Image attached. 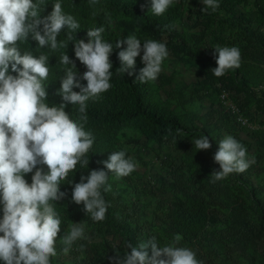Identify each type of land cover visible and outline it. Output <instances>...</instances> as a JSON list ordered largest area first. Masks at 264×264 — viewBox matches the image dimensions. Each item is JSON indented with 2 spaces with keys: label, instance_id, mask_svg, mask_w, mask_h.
I'll list each match as a JSON object with an SVG mask.
<instances>
[{
  "label": "trees",
  "instance_id": "1",
  "mask_svg": "<svg viewBox=\"0 0 264 264\" xmlns=\"http://www.w3.org/2000/svg\"><path fill=\"white\" fill-rule=\"evenodd\" d=\"M45 2L41 17L50 14L55 0ZM60 2L63 11L80 24L74 38L87 42L88 29L104 26L102 38L113 45V75L111 88L87 102L85 130L95 139L87 153L88 167L77 164L68 180L61 181L60 190L66 195L55 204L61 219L55 243L59 258L51 257L50 264H112L117 249L121 256L131 251L125 248L126 242L136 246L155 236L164 246L177 234L182 238L176 246L193 250L201 264H264V131L251 130L240 122L241 118L264 127V92L257 91L264 84V0H218L216 11H201L202 0H173L162 15L150 11L151 0H99L95 6L89 0ZM130 34L140 39L141 49L148 39L166 44L169 59L163 61L155 81L140 83L136 79L144 67L143 50L134 68L128 70L132 75L116 73L118 53L127 45H115ZM66 36L65 28L58 41L66 42ZM217 46H235L241 53L240 67L221 77L211 71L217 66ZM36 47L31 36L21 44L34 55L44 52L50 56L45 81L50 106L62 102L57 94L64 74L57 64L61 52L66 51L75 62L77 79L86 84L80 79L86 68L75 57L73 41L55 53ZM178 66H187L191 74L205 70L186 80L180 77ZM223 92L236 103L235 113L226 111L218 101ZM77 109L68 104L65 111L76 120ZM226 134L246 148L247 158L254 163L243 173L213 182L210 175L220 167L214 154ZM204 135L211 147L197 150L192 140ZM133 142L139 146L136 170L117 179L102 161L121 150L132 158L129 145ZM159 158L165 172L153 180L147 174ZM141 166L146 168V180L138 177ZM38 167L47 171L44 165ZM92 169L108 172L107 184L111 185V191L103 193L108 208L99 222L85 214L83 204L71 199L74 183ZM31 176L25 175L29 183ZM2 207L0 204V217ZM74 222L85 224L87 238L64 253L60 238ZM147 251L151 256V249Z\"/></svg>",
  "mask_w": 264,
  "mask_h": 264
},
{
  "label": "clouds",
  "instance_id": "2",
  "mask_svg": "<svg viewBox=\"0 0 264 264\" xmlns=\"http://www.w3.org/2000/svg\"><path fill=\"white\" fill-rule=\"evenodd\" d=\"M89 3L95 6L99 0ZM202 3L201 11L209 8L216 11L219 7L218 0H202ZM46 4L45 0H0V204L3 206L0 261L4 264H50V258L57 256L55 243L61 219L55 204L66 195L60 190L61 181L68 180L77 164L83 169L88 167L87 153L95 138L85 130L87 102L111 88L113 45L102 38L104 26L88 29L87 42L76 39L73 33L80 29V24L74 16L65 13L60 0H55L50 14L41 17ZM172 4L173 0H151L150 11L162 15ZM65 28L66 42L58 41ZM29 36L37 42V49L47 48L52 53L66 49L68 42L73 41L75 57L86 68L80 77L86 84L77 79L75 62L66 51L61 52L57 64L64 74L57 94L62 102L51 106L46 103L50 56L44 52L37 56L29 49H22L21 44L27 43ZM124 44L127 47L118 53L120 66L116 73L124 74L134 68L136 57L143 50L144 67L136 79L140 83L155 81L169 55L166 44L148 39L141 49V41L134 34L118 40L115 46L121 48ZM214 49L218 53L217 66L211 71L216 77L240 67L241 53L237 47ZM74 87L80 91H74ZM220 97L218 101L226 110ZM68 104L78 106L76 120L65 111ZM192 143L197 150L211 147L205 135ZM213 159L220 166L210 175L213 182L232 173H243L254 163L247 158L246 148L232 135L219 140ZM102 163L117 179L128 176L137 167L131 157H126L125 150L111 152ZM38 165L46 166L47 171ZM28 173H32L31 183L25 179ZM108 176L104 169H92L72 187V201L83 204L85 214L95 222L103 221L106 216L108 204L103 193L111 191ZM86 238L85 224L72 223L60 238L62 251L67 253L75 242ZM181 238L177 234L164 246L158 244L155 236L136 246L126 242L125 248L131 251L121 256L117 249L111 257L112 264H201L193 250L176 246Z\"/></svg>",
  "mask_w": 264,
  "mask_h": 264
},
{
  "label": "rangeland",
  "instance_id": "3",
  "mask_svg": "<svg viewBox=\"0 0 264 264\" xmlns=\"http://www.w3.org/2000/svg\"><path fill=\"white\" fill-rule=\"evenodd\" d=\"M169 57L166 58V60H168ZM179 67V71L181 73L180 77H184L186 80H192V76L195 75H199L201 71L205 70V68H200L199 71H195L192 74L189 72V70H187V66H178ZM234 104V103H232ZM226 135H232V134H226ZM130 137H133V133H130L129 135ZM140 146L142 145L139 144ZM131 150V154H132V159L134 160V162L136 163L138 161V155H137V151L139 150V146L137 145V142H133V144L129 145ZM137 149V150H136ZM136 151V152H135ZM150 159H153L154 156L153 155H149ZM165 158V156L163 157V159ZM162 159H158V161H155V164L153 166H150L149 169V174H147L151 179L156 180V177L159 175H163L165 172V167L162 165L161 162ZM146 173V168L144 166H141L139 171H138V177L139 179L142 178V180H146L145 177H143V174ZM57 258H59V255L56 256Z\"/></svg>",
  "mask_w": 264,
  "mask_h": 264
},
{
  "label": "built area",
  "instance_id": "4",
  "mask_svg": "<svg viewBox=\"0 0 264 264\" xmlns=\"http://www.w3.org/2000/svg\"><path fill=\"white\" fill-rule=\"evenodd\" d=\"M257 91L258 92H264V84H261L258 88H257ZM221 100L224 104V106L226 107V110L227 111H232V112H236L237 111V108L235 106V104H232L233 102L231 100L228 99V95L226 93H222L221 94ZM240 122L243 126L251 129V130H263L264 131V127H260L258 125H255V124H250L247 120H244V119H241L240 118Z\"/></svg>",
  "mask_w": 264,
  "mask_h": 264
}]
</instances>
